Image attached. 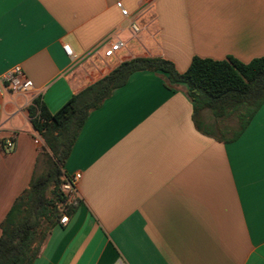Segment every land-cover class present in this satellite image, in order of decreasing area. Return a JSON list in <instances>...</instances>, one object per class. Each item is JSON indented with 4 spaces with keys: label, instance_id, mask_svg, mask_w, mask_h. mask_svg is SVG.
I'll return each mask as SVG.
<instances>
[{
    "label": "crops",
    "instance_id": "0c3cea01",
    "mask_svg": "<svg viewBox=\"0 0 264 264\" xmlns=\"http://www.w3.org/2000/svg\"><path fill=\"white\" fill-rule=\"evenodd\" d=\"M263 56L264 0H0V76L20 66L33 83L0 94V224L43 171L35 98L54 114L139 57L184 73L194 57ZM192 115L184 85L147 71L93 110L64 164L81 174V202L34 264H264V104L230 143L200 133Z\"/></svg>",
    "mask_w": 264,
    "mask_h": 264
},
{
    "label": "trees",
    "instance_id": "16d2710c",
    "mask_svg": "<svg viewBox=\"0 0 264 264\" xmlns=\"http://www.w3.org/2000/svg\"><path fill=\"white\" fill-rule=\"evenodd\" d=\"M143 71L160 75L170 89L184 85L193 103L196 129L221 142L236 141L264 104V56L249 63L231 57H194L184 73L163 57H139L122 62L73 95L54 114L40 97L35 98L29 114L43 141L39 159L44 158L48 165L41 173L35 171L0 224V264H34L61 218L74 214L78 206L69 205L62 190L69 179L64 164L72 147L90 113L126 85L131 75ZM205 112L213 122H206ZM231 118L237 120L235 128L221 126Z\"/></svg>",
    "mask_w": 264,
    "mask_h": 264
},
{
    "label": "built area",
    "instance_id": "2783aa9c",
    "mask_svg": "<svg viewBox=\"0 0 264 264\" xmlns=\"http://www.w3.org/2000/svg\"><path fill=\"white\" fill-rule=\"evenodd\" d=\"M117 7L120 9L124 17L129 16L128 10L123 7L121 2H117ZM131 29L134 34H137L140 31V28L135 24H132ZM125 46L124 42L117 41L110 45L109 49L105 52L106 57H111L115 55L116 52L120 51ZM64 50L66 54L70 57H74L73 51L70 46L65 45ZM33 83L29 80L20 66L14 67L7 74L0 76V94L5 92H24L32 88ZM34 143L36 145H42V139L40 134H37L34 138ZM13 142L8 141L6 148L8 150L13 149ZM81 179V174H75L70 176L69 179L65 180V183L62 186L63 193L66 197L67 203L72 206H78L81 202L77 194L78 183ZM69 222L67 215L63 216L60 220L61 225H66ZM116 264H126L123 260H118Z\"/></svg>",
    "mask_w": 264,
    "mask_h": 264
},
{
    "label": "rangeland",
    "instance_id": "374dc122",
    "mask_svg": "<svg viewBox=\"0 0 264 264\" xmlns=\"http://www.w3.org/2000/svg\"><path fill=\"white\" fill-rule=\"evenodd\" d=\"M208 114H209V117H211L212 118V116H211V114L208 112ZM221 126H223V127H229L230 129L231 128H235L236 126H237V120L235 119V118H231V119H227V120H225V121H223L222 123H221ZM47 162L45 161L44 162V166H43V170H46V168H47Z\"/></svg>",
    "mask_w": 264,
    "mask_h": 264
}]
</instances>
